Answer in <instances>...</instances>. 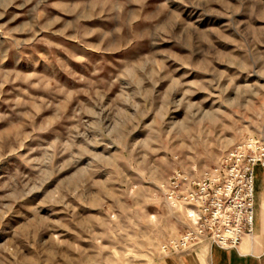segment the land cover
<instances>
[{
    "label": "rangeland",
    "instance_id": "obj_1",
    "mask_svg": "<svg viewBox=\"0 0 264 264\" xmlns=\"http://www.w3.org/2000/svg\"><path fill=\"white\" fill-rule=\"evenodd\" d=\"M247 138L264 0H0V264L166 256L169 179Z\"/></svg>",
    "mask_w": 264,
    "mask_h": 264
},
{
    "label": "built area",
    "instance_id": "obj_2",
    "mask_svg": "<svg viewBox=\"0 0 264 264\" xmlns=\"http://www.w3.org/2000/svg\"><path fill=\"white\" fill-rule=\"evenodd\" d=\"M264 168V141L247 138L199 178L177 170L166 186L167 202L186 210L187 229L162 247L179 256L203 245L236 249L255 229L256 168Z\"/></svg>",
    "mask_w": 264,
    "mask_h": 264
},
{
    "label": "crops",
    "instance_id": "obj_3",
    "mask_svg": "<svg viewBox=\"0 0 264 264\" xmlns=\"http://www.w3.org/2000/svg\"><path fill=\"white\" fill-rule=\"evenodd\" d=\"M188 159L192 163L195 160L191 156ZM205 160L189 165L191 177L197 178L206 171ZM150 264H264V168H256L254 234L244 238L238 248L223 250L208 244L179 256L156 255Z\"/></svg>",
    "mask_w": 264,
    "mask_h": 264
}]
</instances>
